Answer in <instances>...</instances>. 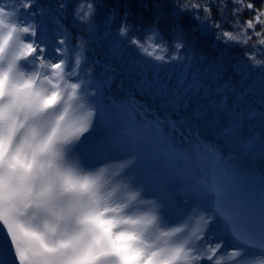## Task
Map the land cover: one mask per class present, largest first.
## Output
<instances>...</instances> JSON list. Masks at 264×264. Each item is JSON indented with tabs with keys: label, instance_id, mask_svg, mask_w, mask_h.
Listing matches in <instances>:
<instances>
[{
	"label": "snow or ice",
	"instance_id": "snow-or-ice-1",
	"mask_svg": "<svg viewBox=\"0 0 264 264\" xmlns=\"http://www.w3.org/2000/svg\"><path fill=\"white\" fill-rule=\"evenodd\" d=\"M255 158L264 0H0V264H264Z\"/></svg>",
	"mask_w": 264,
	"mask_h": 264
},
{
	"label": "trees",
	"instance_id": "trees-1",
	"mask_svg": "<svg viewBox=\"0 0 264 264\" xmlns=\"http://www.w3.org/2000/svg\"><path fill=\"white\" fill-rule=\"evenodd\" d=\"M239 166L241 168V179L242 180H250L249 178L245 179L247 175L251 173V171H254V180L259 181L261 177H264V160L255 158L252 161H245L240 160Z\"/></svg>",
	"mask_w": 264,
	"mask_h": 264
},
{
	"label": "rangeland",
	"instance_id": "rangeland-1",
	"mask_svg": "<svg viewBox=\"0 0 264 264\" xmlns=\"http://www.w3.org/2000/svg\"><path fill=\"white\" fill-rule=\"evenodd\" d=\"M118 170H119V169H118V166H114V167H113V174H115V172L118 171ZM254 174H255V173H254V171L252 170L251 173L245 177V179H246V178H247V179H248V178H249V179H253V178H254Z\"/></svg>",
	"mask_w": 264,
	"mask_h": 264
}]
</instances>
